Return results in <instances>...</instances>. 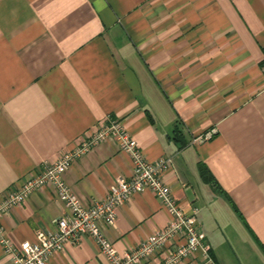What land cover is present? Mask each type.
<instances>
[{
  "label": "crops",
  "instance_id": "0c3cea01",
  "mask_svg": "<svg viewBox=\"0 0 264 264\" xmlns=\"http://www.w3.org/2000/svg\"><path fill=\"white\" fill-rule=\"evenodd\" d=\"M118 118L149 160L172 159L164 179L184 210L198 209L217 264H264V0H0V203ZM132 167L106 140L65 181L88 206ZM67 213L46 185L0 222L13 241L35 242ZM170 220L148 190L102 226L124 253ZM63 249L48 263L107 264L90 236ZM0 264H13L1 244Z\"/></svg>",
  "mask_w": 264,
  "mask_h": 264
},
{
  "label": "built area",
  "instance_id": "2783aa9c",
  "mask_svg": "<svg viewBox=\"0 0 264 264\" xmlns=\"http://www.w3.org/2000/svg\"><path fill=\"white\" fill-rule=\"evenodd\" d=\"M210 137L211 133L202 134L196 141ZM106 140L116 142L119 150L131 157L133 173L130 177L117 176L109 187L107 197L87 206L66 183L65 175L75 159ZM79 144L59 160L44 162L37 171L29 173L20 186L5 193L0 203V220L3 214L23 204L34 191L46 185L54 187L57 197L68 210L66 215L54 221L56 230L39 231L35 242L13 241L0 222V244L13 264H49V259L62 252L66 243L77 244L84 235L93 239L107 264H155L151 260L158 254L161 256L158 264H217L211 256L206 233L200 228L198 209L184 210L164 179L172 169L171 158L149 160L120 118L97 124ZM148 190L167 208L171 220L141 241L136 249L120 253L104 233L102 224L114 226L120 206L135 193Z\"/></svg>",
  "mask_w": 264,
  "mask_h": 264
},
{
  "label": "trees",
  "instance_id": "16d2710c",
  "mask_svg": "<svg viewBox=\"0 0 264 264\" xmlns=\"http://www.w3.org/2000/svg\"><path fill=\"white\" fill-rule=\"evenodd\" d=\"M178 132V130H177ZM201 174H202V177L205 179V181L207 182H213L214 180V177H212L208 171L207 168H205L204 166L201 167Z\"/></svg>",
  "mask_w": 264,
  "mask_h": 264
}]
</instances>
